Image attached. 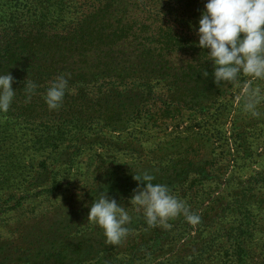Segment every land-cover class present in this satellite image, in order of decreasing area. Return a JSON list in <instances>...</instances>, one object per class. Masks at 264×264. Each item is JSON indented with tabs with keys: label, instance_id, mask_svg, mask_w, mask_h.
<instances>
[{
	"label": "trees",
	"instance_id": "trees-1",
	"mask_svg": "<svg viewBox=\"0 0 264 264\" xmlns=\"http://www.w3.org/2000/svg\"><path fill=\"white\" fill-rule=\"evenodd\" d=\"M205 3L0 0V75L9 73L15 90L9 111L0 113V171L20 160L8 157L10 147L37 153L39 159L29 169L45 171L52 154H58L66 140L99 136L113 141L95 130L100 123L123 132L144 114L154 121L156 104L164 110L184 107L188 84L192 93L221 89L223 83H214L208 50L198 45V20ZM142 57L154 58V71L139 75L131 69ZM61 75L68 79V90L62 106L49 110L44 95L50 82ZM156 80L159 92H154ZM29 84L36 89L26 102ZM163 172L157 171L154 184L169 187L178 182L180 197L188 193L186 171L159 174ZM252 180V186L238 189L226 204L195 212L200 217L198 226L183 218L168 222L167 228L155 227L154 239H140L148 243V249L154 245V264H264V241L259 252L252 247L256 235L264 234V223L251 212L254 203L262 209L264 177ZM257 184L263 190L257 191ZM117 196V191L112 192L113 199ZM188 231L194 233H188L187 244H181V233ZM51 259L65 264L64 254L53 251L38 264Z\"/></svg>",
	"mask_w": 264,
	"mask_h": 264
},
{
	"label": "rangeland",
	"instance_id": "rangeland-1",
	"mask_svg": "<svg viewBox=\"0 0 264 264\" xmlns=\"http://www.w3.org/2000/svg\"><path fill=\"white\" fill-rule=\"evenodd\" d=\"M148 59L139 58L131 69L139 75L154 71V58ZM158 81L154 92L161 89ZM191 86L186 87L184 107L165 111L156 104L154 121L144 114L123 132L100 123L95 130L113 141L99 136L66 140L59 153L52 154L48 170L30 171L39 159L37 153L10 147L8 157L20 160L0 171V264H38L50 251L64 254L65 264H154V245L148 249L140 239H154L157 229L148 227L130 205V198L143 187L133 175L186 171L188 193L184 191L183 199L178 182L167 187L194 214L206 206L226 204L238 189L254 184L252 177H264V102L258 106L261 116L253 117L244 110L242 98L246 87L264 91V81L243 75L236 84H222L216 93L204 89L192 93ZM255 188L263 190L258 184ZM114 191L118 193L114 199L131 216L129 233L116 246L106 243L103 229L88 219L93 201L103 193L113 199ZM262 203L261 210L252 204L251 212L264 223ZM188 233L194 231L182 232L181 244H187ZM88 237L92 241H82ZM263 241L264 234L258 233L253 249L259 252ZM72 257L81 259L76 262Z\"/></svg>",
	"mask_w": 264,
	"mask_h": 264
},
{
	"label": "clouds",
	"instance_id": "clouds-1",
	"mask_svg": "<svg viewBox=\"0 0 264 264\" xmlns=\"http://www.w3.org/2000/svg\"><path fill=\"white\" fill-rule=\"evenodd\" d=\"M198 45L208 50L213 63L214 83L236 84L241 74L253 81H264V0H206L198 20ZM209 73L204 71L203 76ZM13 77L0 75V113H7L15 90ZM36 85H28L26 102H30ZM68 90V79L57 76L50 82L45 103L49 110L62 106ZM244 110L253 117L261 116L258 106L264 102L260 87L243 90ZM143 187L130 198L135 212L141 213L148 227H170L168 221L183 216L196 225L200 217L186 203L173 195L164 184H154L155 177L147 172L133 175ZM88 219L103 229L106 243L120 245L127 237L131 216L126 208L103 193L90 206Z\"/></svg>",
	"mask_w": 264,
	"mask_h": 264
}]
</instances>
